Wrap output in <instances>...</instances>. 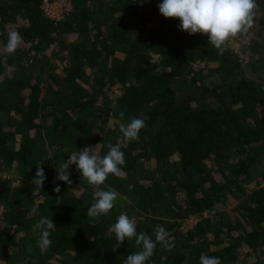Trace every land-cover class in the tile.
Returning a JSON list of instances; mask_svg holds the SVG:
<instances>
[{
	"label": "trees",
	"instance_id": "obj_1",
	"mask_svg": "<svg viewBox=\"0 0 264 264\" xmlns=\"http://www.w3.org/2000/svg\"><path fill=\"white\" fill-rule=\"evenodd\" d=\"M45 2L0 0V45L10 31L23 37L17 54L0 59V172L17 169L23 182L10 189L6 180L0 189V261L124 264L140 250L134 239L119 246L110 231L125 213L119 205L88 217L94 191L75 165L70 185L55 179L74 151L99 144L105 155L109 143L122 141L120 123L135 117L144 121L139 139L122 142L126 163L104 184L126 193L133 211L163 221L175 247L157 244L146 264H199L202 253L221 264H264V171L236 211L210 213L170 237L187 218L234 205L264 160V83L246 76L241 55L230 42L218 54L207 36L180 30L176 18L150 29L144 16L162 0H70L61 18L49 16ZM256 2L251 34L264 29V0ZM139 13L134 30L138 22L129 17ZM257 49L264 58V37ZM109 91L120 94L113 101ZM40 164L47 177L41 189L31 183ZM42 216L56 226L46 248L32 231ZM136 230L155 240L157 227L136 221ZM22 245L19 258L12 248Z\"/></svg>",
	"mask_w": 264,
	"mask_h": 264
},
{
	"label": "clouds",
	"instance_id": "obj_2",
	"mask_svg": "<svg viewBox=\"0 0 264 264\" xmlns=\"http://www.w3.org/2000/svg\"><path fill=\"white\" fill-rule=\"evenodd\" d=\"M256 0H162L158 4L159 13L166 19H179L180 30L189 35L202 34L207 36L208 44L217 49L218 54H224L227 45L233 39L246 34L252 28L256 10ZM23 37L18 31H10L4 50L12 54L22 43ZM125 113H120L121 121ZM144 126L140 118H130L126 123L121 122L119 131L122 134V141L116 144L107 145V153L100 154V145L87 146L83 150L72 152L68 159L56 168L58 181L71 184L69 171L70 165H75L82 174L83 180L89 185L100 186L105 183L109 175L119 176L121 168L126 163L124 153L121 151L122 142L138 141L139 133ZM47 179L42 164L36 167V173L31 183L42 188ZM55 193H60L61 188L55 185ZM119 193L115 190L95 191L93 202L88 207L87 215L97 219L107 215L115 206ZM31 215L37 214L35 207ZM56 226L48 217H41L33 226L32 231L39 233L37 246L46 248L51 244L49 239L51 231ZM110 231L115 234L118 245H122L126 239H134L139 251L131 253L124 259V264H146L154 255L157 244H162L171 250L175 247L170 242L169 234L163 226H158L155 233V240L144 232L137 233L136 221L126 213H121L116 222L111 226ZM0 264H4L0 261ZM199 264H221L219 257L208 256L202 253L199 257Z\"/></svg>",
	"mask_w": 264,
	"mask_h": 264
},
{
	"label": "rangeland",
	"instance_id": "obj_3",
	"mask_svg": "<svg viewBox=\"0 0 264 264\" xmlns=\"http://www.w3.org/2000/svg\"><path fill=\"white\" fill-rule=\"evenodd\" d=\"M257 3H259V2H257ZM257 5H258V8L256 10L255 17H257L259 15V12H260V6H259V4H257ZM44 8H45L46 13L49 16L55 17V18H61L68 9V0H54L51 2L49 1L48 3H45ZM148 11H147V15L144 16V20H145L146 26H148L150 29L162 27L166 23V18H164L159 13L158 7H155L151 10H148ZM142 16H143V14L139 13L137 15H134L133 17H129V20L132 21V25L134 23L133 19H136L138 22V24L134 26V30H137V26L139 28V24H140L139 19ZM250 30L251 29H249V31L246 34L239 36V37L233 39L232 41H230V44H231V47L241 55L242 62H243V72L246 74V76L258 79V81L264 83V58L261 57V53L257 49L260 45V40L264 37V29L261 28L259 30H256L254 34H251ZM256 44H258V46ZM15 54H17V51H15L12 54H9L4 50V45H0V59L4 60L6 62V60L9 61L10 56H13ZM29 64H34V62H31ZM27 67L31 68V66H29V65ZM6 69H7L8 74H9L11 67L6 68ZM211 78H212L211 74H208L205 76V80L208 82L211 81ZM119 94H120L119 91H109L107 95H109L111 100L114 101L118 97ZM109 127L111 129H114L115 125H111ZM219 147L221 149L227 148V144L220 142ZM52 152H53V150H51V153ZM262 171H264V160L259 165L258 169L255 170L253 176L251 178H249L247 181L241 183V188L239 189V191L237 193V201L235 200L234 205H229V206L228 205H226V206L219 205L210 211L203 212V213L197 214V215H193V216L187 218L186 220H184L183 223L181 224V226L178 227V229L171 232L170 237H174V236H177L183 232H186L194 224H196L198 221H200L204 217L208 216L210 213H215V212L221 211V210H228L231 212L236 211L237 208L235 210V207L243 199H245L246 196L251 192L252 186L256 182H258V178H259L260 174L262 173ZM79 174H80V178H82L83 185L93 189L94 192L95 191H105V190H110V189L115 190L114 188H112L106 184L100 185L98 187L89 185L87 183V181L83 180L82 174L81 173H79ZM6 180H9L8 186L10 189H13V188L17 189L23 185L22 179L19 176V172L17 171V169L12 168V169H9L7 171L0 172V189ZM220 180L223 181L224 178L220 177ZM76 186H79V185H76ZM82 187L83 186H79V187H76L75 189L81 190ZM79 188H81V189H79ZM116 192H118V191H116ZM118 193H119V197H118L117 201L115 202V204L119 205V207H121L125 213H127L130 217H132V219H134L135 221L145 223V224L150 225V226H155V227L164 226L163 221L161 219L152 218V217H150L147 214H144L142 212L133 211L131 208L132 199L126 193H122V192H118ZM237 202H239V203L236 204ZM2 210H3V204H2V201H0V213L2 212ZM28 239H29V236H25L22 239L23 244H25V242H27ZM19 241H20V239H19ZM29 246H28V248H29ZM24 248H25V246L23 247V245H22V247H20L19 249L18 248H12V249L14 250L15 255L18 254V257L21 258L23 254L24 255L26 254V253H24ZM31 260H36V258H31Z\"/></svg>",
	"mask_w": 264,
	"mask_h": 264
},
{
	"label": "built area",
	"instance_id": "obj_4",
	"mask_svg": "<svg viewBox=\"0 0 264 264\" xmlns=\"http://www.w3.org/2000/svg\"><path fill=\"white\" fill-rule=\"evenodd\" d=\"M48 2H49V1H47V0H46V2H45V3H48ZM71 7H72V6H71V2H70V0H68V9H67V10H70V9H71Z\"/></svg>",
	"mask_w": 264,
	"mask_h": 264
}]
</instances>
